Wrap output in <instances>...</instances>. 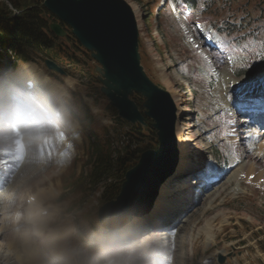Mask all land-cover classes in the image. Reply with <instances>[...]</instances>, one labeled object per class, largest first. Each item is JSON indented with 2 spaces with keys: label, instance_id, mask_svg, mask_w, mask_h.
<instances>
[{
  "label": "rangeland",
  "instance_id": "374dc122",
  "mask_svg": "<svg viewBox=\"0 0 264 264\" xmlns=\"http://www.w3.org/2000/svg\"><path fill=\"white\" fill-rule=\"evenodd\" d=\"M126 1L133 6L140 24V49L147 75L178 102L184 130L180 137L185 141L197 139L190 142L186 158L190 171L185 172L182 167L175 174L173 183L161 193L151 212V216L156 215L153 221H132L139 226L135 233L120 238L116 237L118 231L113 234L95 229L94 223L100 222L98 216L104 206L101 191H76L70 174L86 180L92 168V143L96 137L105 139L106 129L114 140L115 151L129 145L118 116L100 91L102 84L93 77L91 70L97 64L74 53L82 62L62 66L69 73L66 76L50 71L44 56L35 55L33 61L19 63L15 68L11 67L10 58L0 57V98L6 101L0 103V249L8 245L12 235L18 237L27 232L30 241L35 240L32 245L38 248L33 264H77L80 254L97 257L98 264H199L203 258L218 253L224 261L218 262V255L215 264H264V131L258 120L241 117L237 112L250 102V98L240 100L242 95L238 92L246 89L237 91L238 87L248 85L264 95V23L251 24L247 19L248 14L254 20L264 18V0H231L229 8L237 11V16L230 19L232 26L223 20L228 13V8H223L226 0H215L208 8L199 0L194 10L188 9L183 0ZM217 28L222 33H215ZM257 29V39L236 45L239 37ZM206 36L225 49L219 53L220 60L218 49L206 47ZM29 70L51 88L52 104L64 106L77 133L69 132L65 123L56 119L34 125L32 117L36 112L30 109L36 101L42 103L40 97L34 92L29 99L16 92V100L11 84L28 78ZM47 75L53 81L44 79ZM79 99L95 117L93 130L80 116L76 103ZM54 124L61 126L59 135L66 134L72 149L64 151L63 145L45 147V141L52 138ZM145 134L139 143L141 149L157 145V136ZM229 137L237 140L240 158L227 143ZM60 155L66 159L62 163L58 161ZM213 164L221 168L218 176L223 179L212 190H204L202 186L211 177ZM250 167L254 168L253 174L248 172ZM186 177L195 185L183 195L177 187ZM39 190L47 195L42 206H52L56 212L44 234L35 236V228L26 225L25 201ZM3 197L9 198L6 219L1 210ZM176 197L183 198V204L169 213V219H164L163 211L177 202ZM147 228L158 230L161 235L146 241L149 231L143 230ZM0 264H7L1 256Z\"/></svg>",
  "mask_w": 264,
  "mask_h": 264
},
{
  "label": "water",
  "instance_id": "95a60500",
  "mask_svg": "<svg viewBox=\"0 0 264 264\" xmlns=\"http://www.w3.org/2000/svg\"><path fill=\"white\" fill-rule=\"evenodd\" d=\"M44 5L60 22L52 25L53 32L66 37V25L97 61L101 90L120 117L142 126L151 120L157 131L159 148L144 152L128 172L120 196L107 202L98 216L104 229L111 231L128 226L135 218L149 220L160 188L177 174L180 164L179 111L172 94L146 73L133 6L126 0H46ZM45 63L49 70L66 74L56 62L47 59ZM135 96L145 98L142 106L134 101Z\"/></svg>",
  "mask_w": 264,
  "mask_h": 264
},
{
  "label": "trees",
  "instance_id": "16d2710c",
  "mask_svg": "<svg viewBox=\"0 0 264 264\" xmlns=\"http://www.w3.org/2000/svg\"><path fill=\"white\" fill-rule=\"evenodd\" d=\"M46 0H8V2H0V49L4 52L0 53L1 58L11 59L14 64L27 63L34 60V56H44L45 59H51L59 65H78L82 60L74 53L79 52L86 61L94 62L90 53L86 52L71 31L67 29L69 35L62 38L58 37L52 30V25L58 22L56 16L52 15L45 7ZM188 9L194 10L198 6L199 0H184ZM204 5L210 6L215 0H201ZM231 0H226L223 8H228V13L224 22L226 25L232 26L230 19L237 16V11L231 6ZM249 23L256 24L264 23V18L259 17L257 20L251 19L248 14ZM259 30L248 31L247 34L238 38L237 44H241L244 40H255L259 35ZM217 33H222L220 28H217ZM248 46V45H247ZM246 46L242 47L245 48ZM76 50V51H75ZM2 66L0 62V67ZM14 67V66H13ZM91 70V68H90ZM93 77L97 83H100L97 76L96 67L92 68ZM101 91V90H100ZM139 105L142 106L144 100L142 97L134 98ZM80 116L84 117L87 122V128L93 130L94 116L89 108L79 99ZM115 114L118 116V112ZM118 124L124 128L129 141V145L119 147L114 150V140L111 133L106 129V138L99 140L98 137L92 143V150L89 156L91 163V171L86 180L83 177H76V174H70L69 180L74 179L72 183L76 191L88 193L91 190L101 191V204L117 199L123 189L126 181V176L140 161L141 154L145 150L157 149V145L150 146L146 149H141L140 142H143L146 136L145 133H151L157 136V133L151 126L142 127L131 125L118 116ZM138 144L136 147L135 145ZM134 147V148H133ZM136 147V148H135ZM66 183L68 180L64 178ZM94 223L95 229H102L101 223L96 220ZM93 224V222H92ZM90 252L93 250L89 247ZM77 264H98L95 257H89L87 254H80Z\"/></svg>",
  "mask_w": 264,
  "mask_h": 264
},
{
  "label": "bare ground",
  "instance_id": "6f19581e",
  "mask_svg": "<svg viewBox=\"0 0 264 264\" xmlns=\"http://www.w3.org/2000/svg\"><path fill=\"white\" fill-rule=\"evenodd\" d=\"M31 72H32V70L28 71V75H29L28 78L23 79V80H15L14 83H11L13 85L12 86V90L15 91L16 100H18V93H16V92H19L22 95H28L29 99L33 98L32 93H34V91L40 92V94L42 95L41 99L43 100V103H41L42 105H39L37 103L38 107H36V108H39V109H35V108L34 109L33 108L30 109L34 113L36 112L35 113L36 116H34V117H38L42 113H45L46 116L47 115L48 116L52 115L51 117H58L59 121H63L65 123L64 126L66 127L67 130H69L72 133H77L78 132V128H76L77 126H75V125L72 126V124L70 123V117L68 116V114L65 111V109L62 106L60 107L57 104H52V100L53 99L51 98L52 97L51 88H49L47 86L46 82H43L38 77L34 76ZM44 79L49 80L48 77H45ZM28 84L35 85L36 89L31 91L29 89V85ZM249 87L250 86H248V85H244V86H241L240 88L238 87L237 91H239V89H246V90H244V92H245V91L251 89ZM244 92H241V93L243 94ZM241 93L238 92L239 95ZM1 101H3L6 104V101L2 100V97L0 98V103H1ZM176 104H178V102ZM3 109H4V107H3ZM47 109L50 112H48ZM180 113H178V115ZM260 115L262 117H264V113L263 112H260ZM181 118L182 117L180 116V120L177 123L178 124L177 125L178 126L177 127V135H176L177 137H180L183 134V132H184V130L181 128V124H180L181 120H182ZM38 120L39 119H36V121H38ZM258 123L261 124V126L263 127L262 129L264 131V123H262V121H259V120H258ZM0 127H1V123H0ZM53 127L54 128H53V131H52V133H53L52 138L48 139V141H45V145H46L45 147L46 148H50L53 145H59V146L63 145L64 146V151L67 150L68 142L64 141L65 138H64V136L62 134L59 135V133L61 131L59 129V126L57 124H54ZM0 130H2V129H0ZM196 140H194L192 138V139H189L188 141H185V140H183L181 138V140L179 142V147H180L179 150H181V155H182V159L181 160L182 161H180L181 164L179 165V167L177 169V173H178V170H180L182 167L185 168V172L190 171L188 166H187L186 158H187V156H189V153H190V149H189L190 146H191L190 142H195ZM1 142H3V141H1ZM228 142L230 144V148L234 149L236 156L238 158H240L239 155H240L241 152L238 150V147H236V146H238L237 140L231 139V137H229V139L227 140V143ZM0 146H1V144H0ZM263 149H264V145H263ZM54 152H55V150H54ZM241 156H243V155H241ZM59 157H58L59 158L58 161L61 162V163L66 160L63 157V155H60ZM253 159H254V157H253ZM240 167H242V164L240 165ZM254 167H256V166H254ZM253 169H252V167H250V171H248V172L250 174L251 173L253 174V172H252ZM242 170H243V168H242ZM242 170H240V171H242ZM240 171L238 172L239 175L241 174ZM214 172H215V170H214V167H213L210 178L218 176V173H214ZM54 173H55V171H54ZM260 175H261V173H260ZM262 175H261V177H262ZM175 176L171 177L166 183H164V185L160 188L161 189V191H160L161 193L164 192L165 189H167L168 187L171 186ZM210 178H208V179H210ZM194 185L195 184L193 182L187 181V177H186L185 179H183V182L178 184V187H177L178 188V193H179V190H180L181 194L183 192V193H185L183 195H186V194H188L187 191L191 190ZM212 185H215V184H210L209 186H212ZM42 192H43L42 190H39V192H37L35 195L32 194V195L28 196V198L25 201V203H26V205H25V210H26L25 211V216H26V219L25 220H27L26 225L30 224V225H32L35 228V230L33 231L35 233V236H41V235L44 234L43 230L45 229V227H47V224L52 220V217H54V214L56 212L55 208L52 207V206H48V207H43L42 206L43 205V201L42 200H44L45 198L47 199V197H46L47 195L45 193H42ZM160 198H161V196H160ZM160 198H159V200H160ZM182 199L183 198H181V197H176L174 200H176L177 202H175L174 204L169 205L163 211L162 214H164L163 216H165L164 219H169V213L170 212L172 213V211L176 212L177 209L179 210V208H177V207L179 206L180 203H182ZM159 200H157V201H159ZM3 201L4 202H3V205H1L2 206L1 210L5 211L4 219H6L8 209L5 208V207L8 205L9 198L3 197ZM186 206H188V205L186 204L185 208H186ZM174 208H177V209L175 210ZM33 211H35L37 214H35ZM4 219H2V220L4 221ZM137 227H139L137 225V223L132 222L128 226L122 227L120 230H118V235H116V237H120L121 238L122 236H128L130 233L133 234V233H135L138 230ZM14 235H16V234H14ZM14 235H12V237ZM159 235H161V233L158 230H154L153 229L152 231H150V233L148 234V237L145 240L146 241H153L154 238L155 237L156 238L159 237ZM0 237H3V234L0 235ZM12 237H10V238L8 237L10 239L8 245H6L2 249H0L1 259L4 260L5 262H7V264H33V262L35 261V257H37V254H38L37 246H33L32 245V244H34L35 240L33 242L30 241V239L28 238L27 232L24 233V234L22 233V235L20 234V236H18V237H16V236H14L13 238ZM136 240H138V239L136 238ZM167 252L169 254V251H167ZM218 255H219V253H218ZM218 255H215V254L209 255V256L206 257V259L203 258L200 263H202L204 260L208 261V263H213V262L216 261ZM205 263H203V264H205Z\"/></svg>",
  "mask_w": 264,
  "mask_h": 264
},
{
  "label": "snow or ice",
  "instance_id": "6c2138e0",
  "mask_svg": "<svg viewBox=\"0 0 264 264\" xmlns=\"http://www.w3.org/2000/svg\"><path fill=\"white\" fill-rule=\"evenodd\" d=\"M197 27H199V26L197 25ZM196 47L198 48L199 46L197 45Z\"/></svg>",
  "mask_w": 264,
  "mask_h": 264
}]
</instances>
